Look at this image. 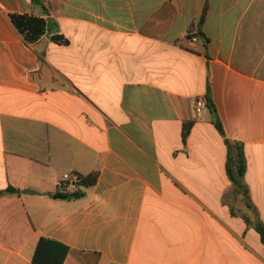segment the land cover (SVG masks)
I'll return each mask as SVG.
<instances>
[{
    "label": "crops",
    "instance_id": "1",
    "mask_svg": "<svg viewBox=\"0 0 264 264\" xmlns=\"http://www.w3.org/2000/svg\"><path fill=\"white\" fill-rule=\"evenodd\" d=\"M41 1L49 14L0 0V264H34L41 238L68 246L63 264H264L247 221L264 223V0H208L195 43L206 0ZM10 14L55 21L68 44H27ZM208 85L255 210L227 176ZM92 172L68 192L83 198H54Z\"/></svg>",
    "mask_w": 264,
    "mask_h": 264
},
{
    "label": "trees",
    "instance_id": "2",
    "mask_svg": "<svg viewBox=\"0 0 264 264\" xmlns=\"http://www.w3.org/2000/svg\"><path fill=\"white\" fill-rule=\"evenodd\" d=\"M35 4L42 6L43 14H49L48 9L42 3L41 0H33ZM208 10V0L204 5L199 26H202ZM10 20L12 25L18 31V33L23 37L27 44H32L42 38L45 34H51V39L58 44H68V40L61 34H59V28L55 21L46 19L42 16L29 15V14H10ZM208 107L211 109L213 114V123L218 129L220 134L225 138V143L228 148L227 161H226V172L233 186L241 191L246 200V204L249 208L254 209L253 204L250 199L249 187L245 183L244 178L247 172V158L245 154L244 144L240 142H233L226 137L222 122L217 114L216 107L213 103L210 87H207L206 94ZM194 125V120L186 121L183 125L182 138L183 142L187 141L188 136ZM99 173L92 172L89 175H78V182L76 183L80 187H89L96 184L98 180ZM8 192H20L15 188L8 189ZM2 194V192H0ZM69 199H81L85 196V192L77 188L73 192L60 194ZM249 224H252L255 230L259 233L261 241L264 244V223L258 219L256 222L251 223L247 219ZM69 252L68 246L65 244L49 239L41 238L34 257V264H63L66 256Z\"/></svg>",
    "mask_w": 264,
    "mask_h": 264
},
{
    "label": "built area",
    "instance_id": "3",
    "mask_svg": "<svg viewBox=\"0 0 264 264\" xmlns=\"http://www.w3.org/2000/svg\"><path fill=\"white\" fill-rule=\"evenodd\" d=\"M198 29H199V24L198 22H195L192 25V28L189 32V39L192 43H195L198 41V37H197ZM205 106H206L205 99L198 98L196 100L195 109L197 113H200ZM78 178H79L78 175L65 174L60 183V192L62 194L68 193L71 188H74L75 186H77L76 183L78 182Z\"/></svg>",
    "mask_w": 264,
    "mask_h": 264
},
{
    "label": "rangeland",
    "instance_id": "4",
    "mask_svg": "<svg viewBox=\"0 0 264 264\" xmlns=\"http://www.w3.org/2000/svg\"><path fill=\"white\" fill-rule=\"evenodd\" d=\"M236 193H237V197H236V198L232 197V204H233L234 206L240 204V203H241L240 201L243 200V199L240 197L239 191H236ZM235 207H236L237 210H239L238 206H235Z\"/></svg>",
    "mask_w": 264,
    "mask_h": 264
},
{
    "label": "water",
    "instance_id": "5",
    "mask_svg": "<svg viewBox=\"0 0 264 264\" xmlns=\"http://www.w3.org/2000/svg\"><path fill=\"white\" fill-rule=\"evenodd\" d=\"M54 198H56V199H65L66 197L65 196H61V195H57Z\"/></svg>",
    "mask_w": 264,
    "mask_h": 264
}]
</instances>
